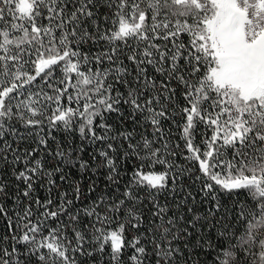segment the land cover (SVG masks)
Returning a JSON list of instances; mask_svg holds the SVG:
<instances>
[{"label":"snow or ice","instance_id":"obj_1","mask_svg":"<svg viewBox=\"0 0 264 264\" xmlns=\"http://www.w3.org/2000/svg\"><path fill=\"white\" fill-rule=\"evenodd\" d=\"M0 218V264H264V0H0Z\"/></svg>","mask_w":264,"mask_h":264},{"label":"trees","instance_id":"obj_2","mask_svg":"<svg viewBox=\"0 0 264 264\" xmlns=\"http://www.w3.org/2000/svg\"><path fill=\"white\" fill-rule=\"evenodd\" d=\"M174 131H175V129H174ZM197 187H198V185H197ZM239 199L240 200L245 199V196L243 193L240 194ZM7 207L10 211L12 210L13 205L11 204V202L8 203ZM4 225H5V221L2 218H0V238H2L4 235H7V231H6ZM8 243H11V242L9 241ZM0 246H7V245L4 244L2 241H0Z\"/></svg>","mask_w":264,"mask_h":264},{"label":"rangeland","instance_id":"obj_3","mask_svg":"<svg viewBox=\"0 0 264 264\" xmlns=\"http://www.w3.org/2000/svg\"><path fill=\"white\" fill-rule=\"evenodd\" d=\"M27 87V86H26Z\"/></svg>","mask_w":264,"mask_h":264}]
</instances>
